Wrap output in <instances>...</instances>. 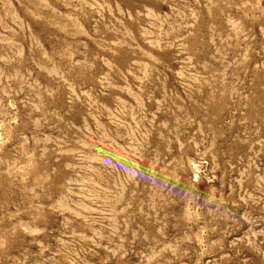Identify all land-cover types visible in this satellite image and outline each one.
<instances>
[{"label":"rangeland","instance_id":"374dc122","mask_svg":"<svg viewBox=\"0 0 264 264\" xmlns=\"http://www.w3.org/2000/svg\"><path fill=\"white\" fill-rule=\"evenodd\" d=\"M0 264H264V0H0Z\"/></svg>","mask_w":264,"mask_h":264}]
</instances>
